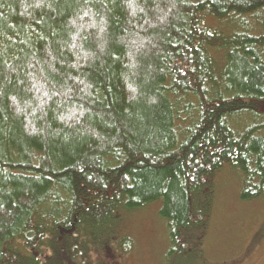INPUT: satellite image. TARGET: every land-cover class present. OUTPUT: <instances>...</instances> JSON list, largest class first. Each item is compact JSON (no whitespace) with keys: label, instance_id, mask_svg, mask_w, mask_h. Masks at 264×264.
Segmentation results:
<instances>
[{"label":"trees","instance_id":"16d2710c","mask_svg":"<svg viewBox=\"0 0 264 264\" xmlns=\"http://www.w3.org/2000/svg\"><path fill=\"white\" fill-rule=\"evenodd\" d=\"M226 168L264 201V0H0V264L180 246Z\"/></svg>","mask_w":264,"mask_h":264},{"label":"rangeland","instance_id":"374dc122","mask_svg":"<svg viewBox=\"0 0 264 264\" xmlns=\"http://www.w3.org/2000/svg\"><path fill=\"white\" fill-rule=\"evenodd\" d=\"M211 177L212 203L201 204L212 207L204 229L194 224L180 246H172L161 201L151 202L122 213L121 235L132 238L130 248H96L90 264H264V201L242 199L241 176L230 168Z\"/></svg>","mask_w":264,"mask_h":264}]
</instances>
